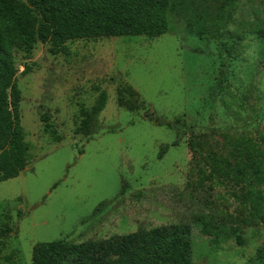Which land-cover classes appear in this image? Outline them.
Returning a JSON list of instances; mask_svg holds the SVG:
<instances>
[{"label": "rangeland", "instance_id": "374dc122", "mask_svg": "<svg viewBox=\"0 0 264 264\" xmlns=\"http://www.w3.org/2000/svg\"><path fill=\"white\" fill-rule=\"evenodd\" d=\"M223 1L171 0L168 30L156 38L15 49L29 162L0 182V230H10L0 240V264H31L41 242L176 224L190 204L178 199L183 192L220 214L246 216L232 198L240 186L198 179L187 147L191 131L203 134L233 165L246 162L237 148L244 140L264 148V74L252 32L264 24V0H232L221 17ZM100 91L107 102L97 129L76 134L80 110ZM237 224L239 236L212 256L195 228L193 264H264V225Z\"/></svg>", "mask_w": 264, "mask_h": 264}, {"label": "trees", "instance_id": "16d2710c", "mask_svg": "<svg viewBox=\"0 0 264 264\" xmlns=\"http://www.w3.org/2000/svg\"><path fill=\"white\" fill-rule=\"evenodd\" d=\"M170 1L0 0V182L18 177L29 162L20 121L15 49L29 52L38 41L51 44L56 52L75 40L156 38L168 30ZM232 2L221 3V17H226L224 13ZM252 32L264 74V24L253 26ZM119 101L121 106L126 105L121 97ZM106 102V92L100 91L89 109L80 110L76 134L88 137L97 129ZM224 108L230 112L227 103ZM257 146L256 141L244 140L237 148L243 150L246 162L233 165L216 156L203 134L191 131L187 142L198 179L211 180L216 186H223L225 181L240 186L239 194L233 193L232 198L245 210V217L220 214L201 206L192 193L183 192L178 199L184 202V196L188 197L190 204L176 224L80 243H37L32 248L31 264H193L195 228L210 240V256L214 255L222 244L239 236L237 223L264 225V148ZM8 231L0 230V240Z\"/></svg>", "mask_w": 264, "mask_h": 264}]
</instances>
